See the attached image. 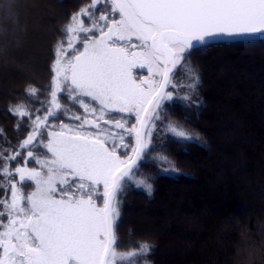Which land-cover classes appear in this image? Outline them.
Here are the masks:
<instances>
[{
	"label": "snow or ice",
	"instance_id": "snow-or-ice-1",
	"mask_svg": "<svg viewBox=\"0 0 264 264\" xmlns=\"http://www.w3.org/2000/svg\"><path fill=\"white\" fill-rule=\"evenodd\" d=\"M12 7L0 0V11ZM61 34L47 98L29 86L39 107L7 110L27 135L0 150V264H149L147 242L118 251L122 197L131 185L151 198L138 176L149 158L158 175L180 174L167 143L200 140L167 117L177 104L203 107L192 53L264 36V0H90Z\"/></svg>",
	"mask_w": 264,
	"mask_h": 264
},
{
	"label": "trees",
	"instance_id": "trees-1",
	"mask_svg": "<svg viewBox=\"0 0 264 264\" xmlns=\"http://www.w3.org/2000/svg\"><path fill=\"white\" fill-rule=\"evenodd\" d=\"M36 1L11 0V15L0 11V150L14 148L27 135L16 129L17 118L7 110L17 103L39 107L26 94L29 86L42 90L41 100L47 98L43 90L50 85L55 45L64 38L61 29L90 3ZM56 5L64 11L55 21L51 11ZM44 19L49 34L38 32ZM34 38L44 43L42 74L25 80L18 69L5 67L2 57L28 58ZM191 64L200 73L198 99L203 107L185 111L177 104L167 119L184 123L200 144L167 143L179 175H158L151 158L141 163L138 176L149 177L154 192L149 198L134 186L126 189L118 251L130 250V241L147 242L152 245L149 264H264V38L203 46L192 53ZM62 102L72 114L83 112L78 105ZM64 122L74 123L67 118Z\"/></svg>",
	"mask_w": 264,
	"mask_h": 264
},
{
	"label": "rangeland",
	"instance_id": "rangeland-1",
	"mask_svg": "<svg viewBox=\"0 0 264 264\" xmlns=\"http://www.w3.org/2000/svg\"><path fill=\"white\" fill-rule=\"evenodd\" d=\"M36 2H37V4L41 5V2L42 1L37 0ZM52 9H53V11H51V13L54 15V19L56 21L57 18H58L56 16V14L57 15L59 13H62L63 14L64 7L63 6L56 5ZM50 19H52V18H50ZM45 21H46V23H42V22H45ZM42 22H41V25L38 28L39 29L38 32H41L42 34H49V33H47L49 31V27H50L49 26V23H47V20L46 19H44ZM44 27H47V31L45 30ZM44 36H47V35H44ZM34 40H35V38L33 39V43H35V45L33 44L34 45V49L32 50L31 54L29 53V57L28 58H26L24 60H18V59L11 58V59H9L7 61L6 58H8V57H2V62H4V66L7 67V68H15V69H18L19 71H21L22 73H24V79L25 80L26 79H28V80H37L38 76H40V74H42V69H41L40 65H41V62H42V59H43L42 53L45 52L44 51V43H43V41H41L42 38L41 39H38L37 38L35 40L36 42ZM24 42L25 41L23 40L21 44H23ZM224 62L226 63V61H224ZM141 71H143L144 74L146 75V70H141ZM31 164L32 163H29V167H32L33 166V164L32 165ZM195 166L199 167L200 165L197 164ZM200 177L204 178V180L206 178L205 175H204V173L202 171H201V176ZM29 184H30V182H29ZM187 186L186 185H184V186L182 185L181 187H183V189H184V188H188ZM193 186H194V184H193ZM188 189H190V188H188ZM32 190H33V187H31V186L30 187H26L24 189V191L26 193L27 192H30ZM144 207L149 208L148 204H145ZM137 231H138V229H137Z\"/></svg>",
	"mask_w": 264,
	"mask_h": 264
},
{
	"label": "water",
	"instance_id": "water-1",
	"mask_svg": "<svg viewBox=\"0 0 264 264\" xmlns=\"http://www.w3.org/2000/svg\"><path fill=\"white\" fill-rule=\"evenodd\" d=\"M261 35L256 34V35H250V36H246L244 39L242 40H255L258 39ZM235 41H239V40H221L218 42H235Z\"/></svg>",
	"mask_w": 264,
	"mask_h": 264
}]
</instances>
